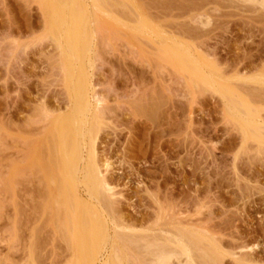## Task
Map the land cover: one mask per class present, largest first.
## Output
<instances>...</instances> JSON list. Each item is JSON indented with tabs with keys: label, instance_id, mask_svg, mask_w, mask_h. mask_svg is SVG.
Masks as SVG:
<instances>
[{
	"label": "rangeland",
	"instance_id": "obj_1",
	"mask_svg": "<svg viewBox=\"0 0 264 264\" xmlns=\"http://www.w3.org/2000/svg\"><path fill=\"white\" fill-rule=\"evenodd\" d=\"M132 1L135 9L131 3L110 2L113 16L128 24L131 14H140L168 37L207 54L205 65L225 71L226 77L264 73L260 6L240 0ZM105 24L107 32H98L93 53L92 83L103 104L94 156L111 188L110 195L105 192L111 219L137 230L173 228L182 219L211 233L223 250L218 264H264V147L244 142L227 120L223 98L197 87L177 63L167 64L158 45L143 35L132 37L112 21ZM58 53L46 36L39 0H0V264H72L68 239L59 238L53 222L55 206L41 210V217L32 208L37 200L34 164L27 167L30 175L17 170L25 167L21 141L32 137L26 146L32 151L41 143L37 131L28 132V121H42L46 111L58 116L68 110ZM249 88V97L256 99L257 92L264 97V85ZM261 99L254 102L264 116ZM35 232L46 239L35 242Z\"/></svg>",
	"mask_w": 264,
	"mask_h": 264
},
{
	"label": "bare ground",
	"instance_id": "obj_2",
	"mask_svg": "<svg viewBox=\"0 0 264 264\" xmlns=\"http://www.w3.org/2000/svg\"><path fill=\"white\" fill-rule=\"evenodd\" d=\"M116 1L119 2V6L126 7L129 5H125V3L132 4L133 2L132 0H123L125 3L120 0ZM116 1L39 0L45 15L46 36L53 40L57 51H59V57L57 56L58 72L68 100V110L58 116L50 115L49 112L46 111L45 113L44 111L42 112L45 113L44 117L42 116V121L39 122L41 120L39 118H37L38 121L36 120L30 124V121H28L29 129L27 127L22 128L25 133L31 129L28 132L34 131V134L37 131L38 135H41V143L38 142V144L40 143L38 150L32 151L33 148L27 150L29 149L27 147L32 145L29 141L31 143L34 141L32 137L29 141L26 139L28 143L25 142V139L24 143L20 140L21 144H25V146H22L26 151L23 149L24 152L21 153L23 157L20 158L23 160L25 167L17 168V170L20 169L19 171H21L23 169L21 173L27 175L29 173L27 170L28 165L34 164L31 171L36 178L35 184L39 187L35 185L34 190H36L37 197L34 193V198L37 200L32 198L36 201V205L34 204L35 206L32 208H36V211L39 210L36 213L38 214L41 210L45 212V209H51L49 205L55 206L56 210L53 209L55 210V213L53 212L55 220L53 222L56 231L59 230L60 235L58 236H61L59 238L63 237L65 241L68 239L66 246H68L67 250L72 252V264H218L220 259H223L219 254L221 250L219 244H216L214 238L209 236L211 233L209 234L201 225H194L180 219L181 221H178L176 226L173 225L172 229H163V227L156 226L155 223L153 225L156 226V229L158 228L157 230H137L129 228L127 225L123 226V224L121 225L116 221L117 219H113L114 216L111 214L112 203H108V198L105 196V192L109 194L111 188L109 183L102 177L103 175H101L102 173L95 162L94 156L95 141L100 132L101 118H103L101 115L103 108H100V105H103L101 104L102 99L101 101L97 99L92 83L96 35L102 29L106 31L105 21H112L129 30L132 37L137 38V35L146 36L151 43L158 45L159 49L158 47L156 49L159 51L157 52L160 53L161 59H164L166 63L167 61L169 64L177 63L180 68L190 74L188 76L191 77L192 81L189 80L195 83L197 87L201 84V87L204 86V88L218 93L225 103L227 120L241 133L243 141L257 142L258 146L262 148L264 147V116L260 105L254 101L264 97L259 92L257 94L253 92L255 96L260 95V98L257 96L258 98L255 99L254 97L253 99V97H249L250 94L247 91H250L249 87L252 84L264 85V73L254 77L240 75L233 78L226 77L225 71L216 68L212 71L209 68L210 65L209 67L205 65L210 63L207 60V54L200 53L194 46L188 45L189 43L168 37L164 31L150 20L140 14L138 17L135 13L136 10L134 12L136 16L134 17L137 18L134 19L133 16L132 18L131 14L128 17L133 21H129L128 24H126L127 22L124 24L116 14L115 16L119 19L115 18L113 16L114 12L111 11V4L117 6ZM240 1L260 6L264 10V0ZM133 7L135 9L134 5ZM201 20L203 19H200V24L204 23L205 25L204 20ZM252 91L250 92L252 93ZM244 94L248 97H245ZM261 101L264 102V99H261ZM37 122L41 125L37 126ZM35 124L37 125L35 126ZM33 136H37V134ZM12 139L14 143L17 140L16 138ZM260 147L259 149H261ZM13 162L15 161L13 160ZM36 166L38 167L36 168ZM13 169L15 170V167ZM34 169L37 173L34 172ZM17 170H15L16 176L14 177H17ZM24 170H27L28 173ZM24 180L30 182L29 179ZM13 182L16 184L15 180ZM32 183H34V180ZM82 192H84L86 198H84ZM30 201L32 202V200H29V204ZM38 206L41 208L39 209ZM32 210L34 211V209ZM39 215L42 216L40 213ZM39 215H36V217L39 218ZM111 215L113 216L112 219ZM160 216L159 218H161ZM44 219L46 222V217ZM41 223L40 225H42ZM39 227L37 228L41 229ZM35 236V239L40 237V232L39 235L36 233ZM44 238V236L43 239L40 237V240H44ZM33 245L35 249L40 248V246Z\"/></svg>",
	"mask_w": 264,
	"mask_h": 264
}]
</instances>
